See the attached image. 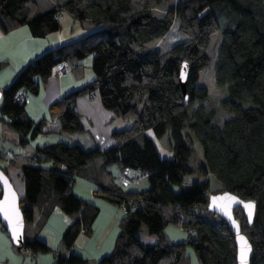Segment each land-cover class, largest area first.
Returning a JSON list of instances; mask_svg holds the SVG:
<instances>
[{
    "label": "trees",
    "instance_id": "16d2710c",
    "mask_svg": "<svg viewBox=\"0 0 264 264\" xmlns=\"http://www.w3.org/2000/svg\"><path fill=\"white\" fill-rule=\"evenodd\" d=\"M242 1L246 0H179L156 16L154 9L169 0H0L4 33L25 25L33 36L44 37L60 29L58 16L64 13L89 29L27 63L1 91L0 120L20 135L21 146L44 134H60L70 141L36 146L32 163L21 166L25 223L33 218L32 205L52 202L73 218L61 236L64 249H70L80 232L91 230L98 214L91 201L73 191L75 177H82L94 185L88 189L96 192L94 196L89 192L91 197L102 196L125 210L111 253L97 264H190L187 246L195 251L198 264H236L229 226L207 209L211 194L230 191L256 204L251 226L240 208L234 215L252 245L250 264H264V0H248L252 3L245 7ZM41 2L48 9L36 14ZM217 3H228L237 14L223 20L224 28L211 9ZM221 28L214 83L223 89L220 106L231 117L219 125L215 108L205 106L207 89L196 83L210 63L211 36ZM152 42L156 43L150 46ZM88 56L94 78L51 103L48 118L34 123L15 95L20 90L37 93L36 78L45 82L61 60L68 62L72 74H81L82 60ZM182 62L189 67L187 103L178 83ZM94 91L105 109L130 120L128 127L111 133L115 143L105 149L74 109L77 97ZM147 129L157 139L168 134L171 158L160 157L149 136L144 135L141 144L136 140ZM192 142L202 155L196 168L190 165ZM42 160L53 167H41ZM112 165L121 172L118 178L109 170ZM126 170L147 175L133 184L137 188L129 189L120 183ZM196 171L213 175L220 186L211 190L208 181L184 185L185 177ZM145 179L148 187L139 188ZM168 223L183 228L186 240H168L164 232ZM142 226L157 235L156 243L140 241L136 233ZM21 249L45 252L48 246L24 236ZM55 264L87 261L71 253L58 256Z\"/></svg>",
    "mask_w": 264,
    "mask_h": 264
},
{
    "label": "crops",
    "instance_id": "0c3cea01",
    "mask_svg": "<svg viewBox=\"0 0 264 264\" xmlns=\"http://www.w3.org/2000/svg\"><path fill=\"white\" fill-rule=\"evenodd\" d=\"M64 19L65 17L62 20ZM88 30V24L79 23L78 21L71 22V20L60 21V29L48 33L44 37L33 36L25 25L6 33L0 30V91L7 87V82H10L12 77L16 76L15 74L17 73V70L23 68L27 62L29 63L40 54L85 35L88 33ZM19 47L24 49L23 52H21L22 59H20V57L12 58L9 52L11 50H17ZM7 68L8 72L7 70H4ZM55 70L54 77H52L51 74L45 82H41L40 78H36L39 83L38 91H40L41 85L45 90L52 89L53 96L50 97L52 100L56 101L66 94L84 86V84L75 77L73 79H69V76L66 77L67 79L58 78L55 75ZM28 101L29 102L25 104L24 109L28 117L34 123L39 122L43 118H48L46 110L48 112L47 106L49 107L51 101H46V108H44V110L42 109V111L37 108L38 100L36 98L30 97L28 94ZM91 107L103 112V106L100 102H95L93 104L85 100V98H79L74 101V109L79 112H84V110ZM39 111L41 113H39ZM103 113H106L107 118L110 120L118 119L116 125L120 123L119 117L116 118V116L114 117L111 114H107V112ZM19 137L20 135L15 130L0 120V157L5 154L15 157V162L11 164L19 166L17 170L14 168L15 174L18 176H21V166L32 163V153L36 146H45L57 142L70 144V141L60 134H44L37 138L30 139L28 145L23 147L18 143ZM95 142L102 149L105 148V144L108 142H110V145L115 143L109 135H106V140L104 139L103 143ZM39 162V165L45 169L53 167L51 161L42 160ZM1 163L3 164L2 161ZM11 164H5V166ZM109 170L113 175L117 176V178L121 173L117 165L114 169L109 167ZM15 184L16 191L19 196H22L24 193L22 181H20V184ZM184 185H187L185 180ZM89 187H94L89 180L82 177H75L73 191L77 196L97 204L100 209L102 207H107V203L110 202L108 200L96 201L95 198L97 196H90L88 191ZM32 207L33 218L31 221L25 223L24 236L27 239H40L48 246V250L45 252L22 250L13 244L7 232L2 226H0V264H55L58 261V256L61 258H67L71 253L77 254L86 259L87 264H97L102 257L111 253L115 239L119 234L118 221L120 217L117 213H110L112 217L108 215L110 220L106 217L102 221L103 227L101 229L99 224L100 220H97L96 217L91 226V230L89 232H80L72 247L66 250L63 247L61 236L66 227L73 222V218L64 214L58 206L50 201L40 200L32 205ZM111 210L113 212V208H111ZM95 221L97 224L96 226H93ZM192 251L195 254V251Z\"/></svg>",
    "mask_w": 264,
    "mask_h": 264
},
{
    "label": "rangeland",
    "instance_id": "374dc122",
    "mask_svg": "<svg viewBox=\"0 0 264 264\" xmlns=\"http://www.w3.org/2000/svg\"><path fill=\"white\" fill-rule=\"evenodd\" d=\"M178 1L179 0H169V2L162 3L158 7H156L153 12L156 16H160L163 14V12L165 11L166 7L169 5L170 2L173 3V2H178ZM249 3H252V2L248 1V0L242 1V6L245 7ZM46 5H47V3L41 2V7L39 6V9L37 10L36 14H40L43 11L47 10L48 8L46 9ZM211 9L213 10L214 14L216 15V17L220 23V26L222 28H224L226 25L225 21H223L225 18H228L230 15L231 16L237 15L235 12L231 11L228 3H223V4L217 3V4L213 5L211 7ZM67 16H69V15L64 13V17H65L64 20H67V21L71 20V22L72 21L77 22L76 20H74L70 16L69 17H67ZM63 18H61L60 21H64V20H62ZM222 28H221V31H219V32H217L211 36L210 46L207 50V53L210 57V63L206 67L202 68V70L199 74V81L196 83V85L203 86L207 89V91L209 93V97H208L207 102H205V106L207 108H215L216 118H217L219 125H221L225 120H227L231 117V115L229 113H227L220 106V102L224 98L225 93H224L223 89L218 88L214 83L215 54H216V49L218 48V46L221 42V39H222ZM231 28H233V25L231 26ZM155 43L156 42H152L149 45L153 46V45H155ZM23 50L24 49L19 47L17 50H14V51L11 50L9 52V54L11 55L12 58L20 57V59H22L21 52H23ZM21 69L22 68H20V70ZM81 69H82L81 74L80 73L77 74V72L72 74L71 71H69L67 76H69L68 77L69 79H73L74 77L78 78L84 85H86L88 82H90L94 78V73L91 69V56H88L87 58L82 60ZM4 70H7V72H8V68L4 69ZM20 70H17V73L15 75H17ZM55 75H56V73H55ZM15 77L16 76H13L12 79L10 80V82H7L6 86H9ZM52 77H54V72L52 73ZM47 87H49V86H47ZM28 94L30 97H34L38 100L37 108L41 109L40 111H42V109L44 110V108H46V101H51V103H53L55 101V100H52V98H50L53 96L52 89H46L45 90V88L42 87V85H41L40 91H38L37 93H34L32 91H28ZM79 98L80 99L85 98V100H87L93 104L95 102H100L98 99V95L95 91L91 92L89 94L81 95V96L77 97L76 99H79ZM47 108H48V106H47ZM102 110H103V112H107V114H111L112 116L115 117V115L113 114L112 111L107 110L104 107ZM40 111H39V113H41ZM77 112L80 114V121L81 120L83 121V123H82V121H81V123L83 126H85L84 128L89 132V134L94 139V141H97L98 143H103L104 139L106 140V135H109L110 137H112L111 136L112 131H115V130L118 131V130L124 129L130 125V120L129 121L124 120L120 117H119L120 123H118L116 125V123L118 122V119L110 120L109 118H107L106 113H103L102 111L96 110V108H92V107L88 108L87 110H84V112H79V111H77ZM46 113L49 114V112H47V110H46ZM116 118H118V117L116 116ZM122 124H123V126H122ZM144 135H147L150 138L154 139L156 146L158 148L160 157H162V158H171L172 157L171 156L172 154H171L170 150L168 149L170 146L168 134L165 135L162 139H157L154 136L153 131L151 129H147L143 133H140V134L136 135V137H135L136 140L140 144L143 142ZM112 139H113V137H112ZM113 140L115 141V139H113ZM105 145H106L105 148L109 147L110 142H108ZM193 145L195 147L194 156H193V160L190 162V165L193 168H196L200 164L199 162H201L200 160H201L202 155H201V149H200L199 145L196 142H194ZM105 148H103V149H105ZM100 149H102V148H100ZM5 155H7V154H5ZM0 165H2V164H0ZM18 167L19 166L13 165V164L3 166V168H5L6 174L10 178V181L12 182V184L14 183L13 184V186L15 185L14 188L16 187L15 183L20 184V181H22L21 176H18L14 172L15 171L14 168H16V170H17ZM111 167L114 169V168H116V165H113ZM196 181H201V182L208 181L209 182V188L211 190H214L215 188L220 186L219 182L213 177V175H207V176L202 175L198 171L193 172V173H191L185 177V183L187 185H190L191 183L196 182ZM22 183H23V181H22ZM147 187H148V180L145 179L144 181L141 182L139 188L146 189ZM135 188H137V186H135L133 184L129 185V189H135ZM15 190H16V188H15ZM95 200L100 201V200H107V199H105L102 196H98L95 198ZM93 204L98 208L97 220H100L99 221L100 229L103 227L102 221L106 217H107V219L110 220L108 215L112 217V215L110 213H117V215L119 217H122L124 214V211H125L123 209V207L118 206V205L111 203V202L107 203V207H102L101 209L99 208V206L97 204H95V203H93ZM111 208H113V212H112ZM96 224L97 223L95 221L93 226H96ZM164 232H165V235L168 236L167 239L170 241H174V243H179V242H183L186 240V232L181 230L178 226H176L173 223H168V225H166V227L164 229ZM136 236L140 239L141 242H143L145 244H154L158 241L157 235L149 234L143 226L136 233ZM192 250H193V248L191 246L186 247V253L189 257V263L190 264H198V261H197L195 254L193 253Z\"/></svg>",
    "mask_w": 264,
    "mask_h": 264
},
{
    "label": "water",
    "instance_id": "95a60500",
    "mask_svg": "<svg viewBox=\"0 0 264 264\" xmlns=\"http://www.w3.org/2000/svg\"><path fill=\"white\" fill-rule=\"evenodd\" d=\"M188 73V63L182 62L178 75V83L185 103L188 100L186 94ZM1 98L2 93L0 91V103ZM0 192V222L13 244L21 248L24 242L25 220L20 208V196L15 190L10 178L1 167ZM236 208L242 210L247 224L251 226L256 210L254 201L242 199L230 191L211 194L208 199L207 209L225 220L230 228L236 248V264H250L252 245L246 235L242 233L240 224L235 218L234 211ZM246 249L250 250L247 251L246 256L242 257V252Z\"/></svg>",
    "mask_w": 264,
    "mask_h": 264
},
{
    "label": "built area",
    "instance_id": "2783aa9c",
    "mask_svg": "<svg viewBox=\"0 0 264 264\" xmlns=\"http://www.w3.org/2000/svg\"><path fill=\"white\" fill-rule=\"evenodd\" d=\"M61 18H63V15H59L58 19L61 20ZM56 75L59 78H64L68 75L69 73V64L66 60H61L56 67L55 70ZM15 101L16 103H18L19 105L25 106V104L28 102V93L27 91L24 90H20L16 95H15ZM0 160L5 163V164H11L13 162H15V157L11 156V155H3L0 157ZM147 174L145 173H138V174H132L130 172V170H126L122 176H121V180L120 183L123 186H128L131 184H135L137 185L142 178H144ZM91 196L96 195V192L92 189L89 190ZM183 219V217H182ZM181 230H184L183 228L179 227Z\"/></svg>",
    "mask_w": 264,
    "mask_h": 264
},
{
    "label": "snow or ice",
    "instance_id": "6c2138e0",
    "mask_svg": "<svg viewBox=\"0 0 264 264\" xmlns=\"http://www.w3.org/2000/svg\"><path fill=\"white\" fill-rule=\"evenodd\" d=\"M249 207H251V205H249ZM248 250L250 249H246L244 252H242V257L246 256Z\"/></svg>",
    "mask_w": 264,
    "mask_h": 264
}]
</instances>
